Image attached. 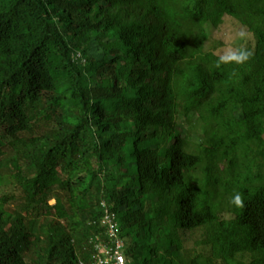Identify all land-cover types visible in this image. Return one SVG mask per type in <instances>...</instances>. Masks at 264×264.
I'll return each mask as SVG.
<instances>
[{"label": "trees", "instance_id": "trees-1", "mask_svg": "<svg viewBox=\"0 0 264 264\" xmlns=\"http://www.w3.org/2000/svg\"><path fill=\"white\" fill-rule=\"evenodd\" d=\"M105 210L129 264H264V0H0V264H88Z\"/></svg>", "mask_w": 264, "mask_h": 264}, {"label": "rangeland", "instance_id": "rangeland-1", "mask_svg": "<svg viewBox=\"0 0 264 264\" xmlns=\"http://www.w3.org/2000/svg\"><path fill=\"white\" fill-rule=\"evenodd\" d=\"M255 43L254 36L247 31L236 19L229 15H224L222 23L209 34L205 44V50L212 51L222 57H229L238 49L253 48ZM93 57L99 56L96 45L93 44L89 52ZM11 187L4 188L8 191ZM50 203L53 202L51 199ZM228 217L229 214H223ZM201 230L186 232L183 236L185 252L188 257L195 255L199 250L198 240L201 239ZM244 262L246 259L244 258Z\"/></svg>", "mask_w": 264, "mask_h": 264}, {"label": "built area", "instance_id": "built-area-1", "mask_svg": "<svg viewBox=\"0 0 264 264\" xmlns=\"http://www.w3.org/2000/svg\"><path fill=\"white\" fill-rule=\"evenodd\" d=\"M102 223L104 225L105 239L98 235L91 239L94 252L88 264H129L124 254V242L120 236L115 216L105 210ZM80 264L84 263L80 262Z\"/></svg>", "mask_w": 264, "mask_h": 264}, {"label": "clouds", "instance_id": "clouds-1", "mask_svg": "<svg viewBox=\"0 0 264 264\" xmlns=\"http://www.w3.org/2000/svg\"><path fill=\"white\" fill-rule=\"evenodd\" d=\"M237 203H239V197H237Z\"/></svg>", "mask_w": 264, "mask_h": 264}]
</instances>
